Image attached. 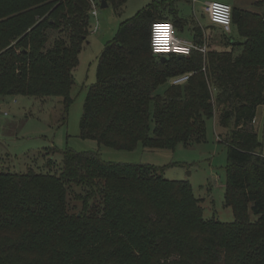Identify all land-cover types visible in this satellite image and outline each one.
Masks as SVG:
<instances>
[{
	"label": "trees",
	"instance_id": "1",
	"mask_svg": "<svg viewBox=\"0 0 264 264\" xmlns=\"http://www.w3.org/2000/svg\"><path fill=\"white\" fill-rule=\"evenodd\" d=\"M126 1L105 0L116 13ZM230 5L232 32L246 40L236 56L224 49L233 35L211 24L209 32L193 28L192 44L205 45V57L193 49L154 59L152 23L171 16L175 29L183 25L162 5L121 23L100 55L79 136L124 151L200 143L213 117V88L220 125L232 120L224 205L234 222H203L189 182L167 180L161 168L67 149L59 176L0 173V264H264V155L247 129L264 105V22ZM89 10L85 0H0V96L60 97L66 111ZM184 74L185 83L156 94ZM73 186L82 191L76 212L67 202Z\"/></svg>",
	"mask_w": 264,
	"mask_h": 264
},
{
	"label": "rangeland",
	"instance_id": "2",
	"mask_svg": "<svg viewBox=\"0 0 264 264\" xmlns=\"http://www.w3.org/2000/svg\"><path fill=\"white\" fill-rule=\"evenodd\" d=\"M85 1L90 5L89 33L78 55V65L72 71L74 85L69 94L72 102L67 110L60 97L0 96V173L23 174L31 171L59 176L62 153L67 149L96 152L107 162L152 165L163 169L161 175L167 180L189 182L203 222L233 223V211L224 205L227 168V146L224 142L232 129V120L226 127L220 125L221 112L212 87L210 103L213 117L205 120L204 139L200 143L178 144L173 149H146L139 145L133 151H124L107 148L79 136L85 98L88 88L95 82L100 55L117 34L121 23L150 5H158L163 9L162 5L166 12H175L183 23L175 29L177 37L192 43L194 27L200 25L206 32L210 30L208 18L203 14L207 0H127L119 14L112 5L101 8L100 0ZM220 1L234 3L241 10L250 12L256 16L255 23L264 22V0ZM93 8L97 13L95 17L90 14ZM168 20H171V16H168ZM231 35L234 42L230 44L229 40L225 41L224 49L236 56L242 51L246 40L234 31ZM55 36V32L51 31L47 46L51 45ZM202 53L205 57V52ZM200 73L207 78L205 62ZM171 81L169 79L159 86L156 94L163 96L172 86ZM152 114L151 105V131L154 127ZM247 129L257 133L264 155V105L257 108L256 116ZM70 189L67 202L71 212H76L81 206L77 196L82 195V191L74 186L73 192ZM245 211L247 222L255 224L257 217L250 209Z\"/></svg>",
	"mask_w": 264,
	"mask_h": 264
},
{
	"label": "clouds",
	"instance_id": "3",
	"mask_svg": "<svg viewBox=\"0 0 264 264\" xmlns=\"http://www.w3.org/2000/svg\"><path fill=\"white\" fill-rule=\"evenodd\" d=\"M204 11L212 23L224 26L226 31L230 30L232 13L230 4L221 3L220 0H207ZM191 47L189 42L177 37L176 30L170 22H158L151 26L150 48L154 59L167 57L169 53L175 54L176 57L187 56Z\"/></svg>",
	"mask_w": 264,
	"mask_h": 264
},
{
	"label": "built area",
	"instance_id": "4",
	"mask_svg": "<svg viewBox=\"0 0 264 264\" xmlns=\"http://www.w3.org/2000/svg\"><path fill=\"white\" fill-rule=\"evenodd\" d=\"M221 2V1H220ZM221 3H227V2H221ZM228 4V3H227ZM207 6V5H206ZM206 6H205V8H206ZM204 8V9H205ZM205 13H206V15L208 16V14H207V12L205 11ZM90 14H91V16H93V17H95L96 16V11H95V9L93 8L91 11H90ZM209 19V18H208ZM210 21V20H209ZM158 22H170V21H168V20H160V21H156V22H153L152 23V25L153 24H155V23H158ZM171 24H172V22H170ZM210 23L212 24V25H214V26H217L225 35H230L231 33H232V13H231V24H230V26H229V28H230V30L229 31H226L225 30V28H224V26H222V25H218V24H214V23H212L211 21H210ZM151 25V26H152ZM173 25V24H172ZM151 29V28H150ZM183 41V40H182ZM186 42V41H185ZM190 43V42H189ZM191 45H192V47H191V49H190V51H189V54L188 55H190V53H191V51L193 50V49H197V50H199L200 52H205V46L203 45V46H200V47H196V46H194L192 43H190ZM169 55H175V54H172V53H169L168 54V56ZM187 55V56H188ZM164 57V56H163ZM182 57H184V56H182ZM190 77V74H184V75H181V76H178V77H175L174 79H172V81H171V84L172 85H180V84H183V83H185L187 80H188V78Z\"/></svg>",
	"mask_w": 264,
	"mask_h": 264
},
{
	"label": "water",
	"instance_id": "5",
	"mask_svg": "<svg viewBox=\"0 0 264 264\" xmlns=\"http://www.w3.org/2000/svg\"><path fill=\"white\" fill-rule=\"evenodd\" d=\"M108 6V4L105 2V0H101L100 1V7L101 8H106ZM178 58H182V56L181 57H178ZM167 58L166 57H160V59L159 60H161L162 62L163 61H165Z\"/></svg>",
	"mask_w": 264,
	"mask_h": 264
},
{
	"label": "crops",
	"instance_id": "6",
	"mask_svg": "<svg viewBox=\"0 0 264 264\" xmlns=\"http://www.w3.org/2000/svg\"><path fill=\"white\" fill-rule=\"evenodd\" d=\"M206 5H207V1L204 3V6H203V14H204L205 16H207L206 13H205V11H204V8H205ZM207 18H208V16H207ZM208 23H209V25H211L209 19H208ZM198 26L201 27L200 25H198ZM201 28H202V27H201ZM202 29H203V28H202ZM217 29H219V28H215V30H217Z\"/></svg>",
	"mask_w": 264,
	"mask_h": 264
}]
</instances>
